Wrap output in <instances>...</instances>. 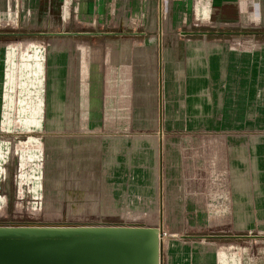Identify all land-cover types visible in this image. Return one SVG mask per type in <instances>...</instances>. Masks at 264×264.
Instances as JSON below:
<instances>
[{
    "label": "rangeland",
    "instance_id": "374dc122",
    "mask_svg": "<svg viewBox=\"0 0 264 264\" xmlns=\"http://www.w3.org/2000/svg\"><path fill=\"white\" fill-rule=\"evenodd\" d=\"M98 1L103 13L95 0H0V226H158L163 236L161 264H264V232L256 231L254 223L244 231L227 233L217 228L193 229L183 218L171 215L164 184L166 150L159 148L156 134L158 0ZM160 2L162 53L170 46L178 50L181 44L205 48L219 44L228 49L230 61L238 62L237 48L243 52L244 76L253 82L257 101L245 111L240 104L234 105L233 128L264 134V0ZM45 32L144 33L93 40L140 45L151 41L152 52L143 51L142 59L138 50L143 47L136 45L132 66L134 73L142 75L141 82L142 73L148 79L154 76L155 98L150 104L136 99L128 134H100L88 142L84 138L82 144L66 147V153L57 152L55 160H48L53 151L45 133L44 66L53 39L4 36ZM206 157L203 170L209 165ZM86 175L101 183H61ZM38 204L41 213L36 215Z\"/></svg>",
    "mask_w": 264,
    "mask_h": 264
},
{
    "label": "crops",
    "instance_id": "0c3cea01",
    "mask_svg": "<svg viewBox=\"0 0 264 264\" xmlns=\"http://www.w3.org/2000/svg\"><path fill=\"white\" fill-rule=\"evenodd\" d=\"M95 2L103 13V5ZM99 33L106 35L45 37L53 39L44 66L45 133L47 146L53 151L48 160H55L57 152L66 153V147L82 144L84 138L88 142L100 134H128L135 120L136 99L149 100L150 104L155 98L154 76L148 79L142 73L141 82L142 75L134 73L132 66L135 47L140 44L93 40L145 34ZM157 37L156 134L159 148L165 146L166 150L164 184L171 215L183 218L193 229L217 228L231 233L254 223L256 231L264 232V141H256L264 134L237 130L232 121L234 105L240 104L245 111L257 101L253 82L244 76L247 65L243 52L237 48L238 62L230 61L228 49L219 44L208 48L181 44L178 50L170 46L162 53L163 41ZM141 45L138 59L143 51L152 52L150 40ZM73 47L78 48V54ZM142 87L143 93L138 91ZM163 104L168 111L162 110ZM205 157L207 170H203ZM91 178L86 175L82 180L61 183H101ZM224 217L229 219L223 223Z\"/></svg>",
    "mask_w": 264,
    "mask_h": 264
},
{
    "label": "water",
    "instance_id": "95a60500",
    "mask_svg": "<svg viewBox=\"0 0 264 264\" xmlns=\"http://www.w3.org/2000/svg\"><path fill=\"white\" fill-rule=\"evenodd\" d=\"M158 6V35L161 37L160 0ZM62 35L78 37L106 34H4L15 37ZM0 264H161L160 229L103 225L0 226Z\"/></svg>",
    "mask_w": 264,
    "mask_h": 264
},
{
    "label": "built area",
    "instance_id": "2783aa9c",
    "mask_svg": "<svg viewBox=\"0 0 264 264\" xmlns=\"http://www.w3.org/2000/svg\"><path fill=\"white\" fill-rule=\"evenodd\" d=\"M33 199H36V198H33ZM34 211H35L36 215H39L41 213V206H40V204H38V207L34 208ZM157 228H158V226H157Z\"/></svg>",
    "mask_w": 264,
    "mask_h": 264
},
{
    "label": "bare ground",
    "instance_id": "6f19581e",
    "mask_svg": "<svg viewBox=\"0 0 264 264\" xmlns=\"http://www.w3.org/2000/svg\"><path fill=\"white\" fill-rule=\"evenodd\" d=\"M162 11V10H161ZM162 18V17H161ZM257 44V43H256ZM258 45H259V43H258ZM190 47V46H189ZM257 140H263L264 141V136L262 135V136H260V137H258L257 139H256V141ZM160 231H162V230H160ZM165 235V234H164ZM163 236H161V233H160V242H161V238H162ZM216 248V247H215ZM219 249V248H218ZM217 249V250H218ZM216 250V249H215Z\"/></svg>",
    "mask_w": 264,
    "mask_h": 264
}]
</instances>
